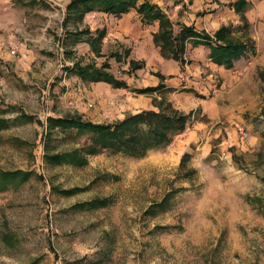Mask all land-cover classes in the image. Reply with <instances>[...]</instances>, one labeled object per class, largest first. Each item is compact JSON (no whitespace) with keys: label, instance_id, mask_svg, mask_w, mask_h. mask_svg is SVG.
<instances>
[{"label":"rangeland","instance_id":"374dc122","mask_svg":"<svg viewBox=\"0 0 264 264\" xmlns=\"http://www.w3.org/2000/svg\"><path fill=\"white\" fill-rule=\"evenodd\" d=\"M28 1L0 0V116L8 120L0 130V170L33 172L0 191V264H264V0L250 1L248 26L238 14L223 13L232 38L248 48L228 75L204 68V82L192 86L199 89L213 76L199 106L169 88L154 93L152 105L141 104L152 96L122 89L108 102L81 106L78 89L85 91L73 73L66 75L62 104L53 75H65L78 57L77 50H64V0ZM84 61L116 66L110 57ZM28 63L45 68L38 81L26 78L31 73L21 74L25 79L14 74L12 66ZM161 99L193 113L192 120L167 146L139 156L111 148L88 154L86 132L46 122L58 106L62 116L115 123L159 110ZM65 151L79 152L84 163L45 158ZM96 199L105 204L77 207ZM9 232L10 243L3 238Z\"/></svg>","mask_w":264,"mask_h":264},{"label":"crops","instance_id":"0c3cea01","mask_svg":"<svg viewBox=\"0 0 264 264\" xmlns=\"http://www.w3.org/2000/svg\"><path fill=\"white\" fill-rule=\"evenodd\" d=\"M18 1L26 3L25 0ZM72 1L74 0L63 1L65 12L67 14L66 21L63 23L64 35L66 37L64 50L66 53H70L72 50H77L78 57L76 61H73L72 66H67L65 68V75H53V77L57 79L55 82L59 86L58 90L60 94H62V98L61 96H57V98L63 100L62 104L65 97L68 95V91L66 90H68L69 79L67 76L70 73H73L69 69L77 62L82 66L93 65L95 69H102V71L110 73L117 81L124 82L125 84L119 88L103 80H93L89 76L81 77L80 75L73 73L81 80L83 91H85L83 94L80 92V89H78L77 99L79 101H77L80 102L79 104L81 106H83L82 104L85 103V101L88 102V104H91L89 102L93 103L96 100L108 102L112 97L119 94V91L122 89L135 91L139 95L152 96L151 98H147L146 101L137 98L141 100V104L145 105L149 102L152 105L150 100L153 99V94L158 91L160 92L161 90H166V88H169L173 93H187L186 96L191 98L195 106H199L203 105V95L206 96V93H208L209 79H211L213 75L209 73V75L206 76L207 82L204 85H201L199 89L192 85L197 82H204V71L211 70V72H213L214 70L218 74L225 71L224 74L228 75L229 68L218 66L209 59V46L197 45L193 47L187 43L183 55L186 61L183 64L171 58L163 57L159 46L154 42V33L158 30V23L154 22L149 25L143 24L135 9H131L119 15L106 11L103 12L95 8L90 11L81 12L77 8H68ZM150 1L156 3L162 11L166 13L175 23V26L176 24L182 23L194 27L197 31L207 33H210L208 31V28H210L213 30L210 34H213L222 25H228L231 27L230 22L221 20L226 9L236 15L238 14L234 11L233 6V3L236 0H229V4H225L223 0ZM246 1L250 5V1L252 0ZM27 3L28 5L33 6L37 4V0H29ZM249 5L244 12L247 23L246 26L250 23L249 15L247 14ZM238 16L241 25H243V21L239 14ZM215 21H217L216 25H214ZM1 46L2 43H0V47ZM187 50L189 51V55L187 54ZM22 54L24 53L22 52ZM97 57H103L105 59L110 57V59H114V62H116V66H114L115 68H109L107 63L97 66L95 63L91 64L84 61H89L91 58L96 59ZM18 66H12L14 67L13 72L21 79H25L21 76L23 73H31L32 75L33 73H36L38 75H31V77L27 76L26 78H35V80L38 81L39 78H42V73L46 72L45 68L41 67L32 70L33 67L36 66H32L31 63H28L25 66ZM17 68H19L18 72L16 71ZM204 68L206 69L204 70ZM162 84L164 87H160L151 93L143 91L144 88L151 86L155 87ZM183 87H188V89H183ZM63 88H65L66 94ZM175 93L174 96L177 98L182 95L181 93L175 95ZM196 93L202 95V98ZM207 97L208 95L206 98ZM139 100L138 103H140ZM73 102L76 103L75 100H73ZM78 102L76 104H78ZM128 105L129 103L127 106ZM123 106H126V103H124ZM56 109L57 114L54 117L68 116H62V113L59 112L58 106H56Z\"/></svg>","mask_w":264,"mask_h":264},{"label":"trees","instance_id":"16d2710c","mask_svg":"<svg viewBox=\"0 0 264 264\" xmlns=\"http://www.w3.org/2000/svg\"><path fill=\"white\" fill-rule=\"evenodd\" d=\"M69 5L70 7L68 6V8H77L81 12L95 8L115 15L135 9L143 24L158 23V30L154 33V42L159 46L161 55L182 64L186 61L183 55L187 43L193 47L197 45L209 46V59L216 65L225 68H232L235 61L246 53L248 48L247 43L232 38L231 27L228 25H222L213 34L197 31L194 27L182 23L179 24L176 30L175 23L171 18L156 3L150 0H74ZM248 5L249 3L246 0H236L233 3L234 11L240 15L243 21L242 26L247 25L244 12ZM66 17L67 14L65 13L63 23L66 21ZM69 70L81 77L89 76L93 80L109 82L115 87L121 88L125 85L124 82L117 81L110 73H106L102 69H95L93 65L82 66L77 62ZM160 87H164V85L151 86L144 88L143 91L151 93ZM157 104L159 105V110L138 111L135 114L123 117V119L115 123H93L82 120L81 117L77 116H49L46 118V122L48 127L51 128L58 126L63 130L66 128L75 129L77 134L86 132L90 137V143L85 148L88 154L94 155L102 152V150L111 148L114 152L125 150L139 156L153 147L167 146L173 136L181 133L192 120L193 113H183L173 109L171 103L165 101V99H161ZM164 105H166L167 109H172V114H166L167 110L162 109ZM0 112L4 113L5 110L0 108ZM19 116L28 121L34 120L32 115L24 112H20ZM6 127H8L7 118L0 116V130ZM187 156V153H184L181 162ZM45 158L48 162L52 161L57 164L74 163L79 166L85 161L83 156L77 151L48 153ZM32 174V171L27 170H0V191L7 190L9 186L21 185ZM72 191L74 190L69 189L64 191V193L67 194ZM104 204V199H96L77 205V207H97ZM3 238L10 243L13 238L12 233L9 232L3 235Z\"/></svg>","mask_w":264,"mask_h":264},{"label":"built area","instance_id":"2783aa9c","mask_svg":"<svg viewBox=\"0 0 264 264\" xmlns=\"http://www.w3.org/2000/svg\"><path fill=\"white\" fill-rule=\"evenodd\" d=\"M17 47L16 46H11L9 47V51L12 55H15L17 53Z\"/></svg>","mask_w":264,"mask_h":264}]
</instances>
